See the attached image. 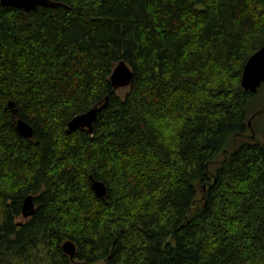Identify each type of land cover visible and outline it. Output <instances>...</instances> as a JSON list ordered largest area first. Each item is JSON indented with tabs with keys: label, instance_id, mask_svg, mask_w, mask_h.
Masks as SVG:
<instances>
[{
	"label": "trees",
	"instance_id": "trees-1",
	"mask_svg": "<svg viewBox=\"0 0 264 264\" xmlns=\"http://www.w3.org/2000/svg\"><path fill=\"white\" fill-rule=\"evenodd\" d=\"M54 1L0 6V264H264V0Z\"/></svg>",
	"mask_w": 264,
	"mask_h": 264
},
{
	"label": "water",
	"instance_id": "water-1",
	"mask_svg": "<svg viewBox=\"0 0 264 264\" xmlns=\"http://www.w3.org/2000/svg\"><path fill=\"white\" fill-rule=\"evenodd\" d=\"M62 5L60 2L54 0H0V6L14 7L24 11L34 10L37 6L42 7H57ZM132 78V71L125 61L120 60L114 66L109 76L110 83L114 90L127 87L130 84ZM264 82V46L252 54L246 61L242 75H241V87L250 92H256L259 86ZM108 97H105V102ZM105 102L98 104L89 110L75 115L67 124V131H72L77 128L86 129L91 131L92 124L96 119L97 112L102 110L105 106ZM12 107V103L8 104ZM250 121L248 122V126ZM15 127L17 132L26 138L32 137V128L29 124L21 120H16ZM91 188L98 197H104L107 193L105 185L96 180L91 181ZM34 212V204L32 195H27L23 201L21 214L23 218L31 216ZM61 249L64 254L69 258H73L75 254V244L66 240L62 243ZM82 264V263H80Z\"/></svg>",
	"mask_w": 264,
	"mask_h": 264
},
{
	"label": "rangeland",
	"instance_id": "rangeland-1",
	"mask_svg": "<svg viewBox=\"0 0 264 264\" xmlns=\"http://www.w3.org/2000/svg\"><path fill=\"white\" fill-rule=\"evenodd\" d=\"M127 87H121L116 89V92L119 94H124V92L126 91ZM264 105V90L262 92V94L258 97L255 98V101L253 102V107L258 108L260 106ZM256 125H261L262 123H264V112L262 114H260L259 118H256L255 120ZM25 218H23L22 216H20L17 221H23Z\"/></svg>",
	"mask_w": 264,
	"mask_h": 264
}]
</instances>
